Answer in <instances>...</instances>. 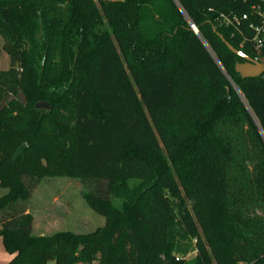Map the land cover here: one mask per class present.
<instances>
[{"label":"trees","instance_id":"1","mask_svg":"<svg viewBox=\"0 0 264 264\" xmlns=\"http://www.w3.org/2000/svg\"><path fill=\"white\" fill-rule=\"evenodd\" d=\"M254 3L0 0L7 264H264V73L241 78L243 58L219 37L261 57ZM243 13L236 25L221 18ZM62 177L87 188L102 227L33 233L32 190ZM127 181L137 193L117 208Z\"/></svg>","mask_w":264,"mask_h":264},{"label":"rangeland","instance_id":"2","mask_svg":"<svg viewBox=\"0 0 264 264\" xmlns=\"http://www.w3.org/2000/svg\"><path fill=\"white\" fill-rule=\"evenodd\" d=\"M1 44L0 38V69L5 70L8 68L9 58L2 50ZM23 100L25 103V97ZM24 142L27 140H21L18 146ZM139 184L138 181H127L124 187L128 191V195L124 199L115 193L112 194L113 206L121 208L123 202H129L131 196L137 193L136 188ZM5 191V189L0 188V196ZM85 192H87V188L76 179L67 177L42 179L32 190L28 203V211L34 218L32 222L33 233L48 235L55 233V231L68 230L77 234H87L98 227H102L106 220L90 209L83 198ZM180 244L183 245V243ZM195 255L196 250H193L188 252L184 258H194ZM12 257V254L5 251L0 239V264H7ZM74 264L85 263L76 262Z\"/></svg>","mask_w":264,"mask_h":264},{"label":"water","instance_id":"3","mask_svg":"<svg viewBox=\"0 0 264 264\" xmlns=\"http://www.w3.org/2000/svg\"><path fill=\"white\" fill-rule=\"evenodd\" d=\"M190 26L192 30L195 31V33L197 34L198 31L196 30L195 26L192 23H190ZM219 37L226 44L227 48L230 49L231 52L243 58V62H237L234 65L235 72L239 74L241 78H254L264 73V54L256 59L250 58L244 55L242 52L234 49L229 43H227L223 39L221 35H219ZM20 97L22 98V103H24L23 94H21ZM10 98L14 97L10 96ZM34 107L36 109H49V104L46 101L40 100L35 102ZM27 146V142H24L23 144L18 146L15 152L13 153L12 159L15 160L19 155H21Z\"/></svg>","mask_w":264,"mask_h":264},{"label":"built area","instance_id":"4","mask_svg":"<svg viewBox=\"0 0 264 264\" xmlns=\"http://www.w3.org/2000/svg\"><path fill=\"white\" fill-rule=\"evenodd\" d=\"M255 1L254 4L250 6V14L256 15L257 17L262 19L261 25H255L250 23L248 25V28L252 31V37H251V43L253 46V49L256 54H260L261 50L264 46V11L260 9V5L263 3L264 0H253ZM250 15L247 13H243L241 17L239 18L237 15L228 16L221 14V18L225 24H238L240 19L246 20Z\"/></svg>","mask_w":264,"mask_h":264}]
</instances>
